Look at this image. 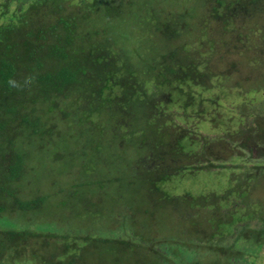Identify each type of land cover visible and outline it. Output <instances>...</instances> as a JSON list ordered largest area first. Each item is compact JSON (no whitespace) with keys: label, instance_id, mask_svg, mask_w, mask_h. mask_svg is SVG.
Masks as SVG:
<instances>
[{"label":"trees","instance_id":"1","mask_svg":"<svg viewBox=\"0 0 264 264\" xmlns=\"http://www.w3.org/2000/svg\"><path fill=\"white\" fill-rule=\"evenodd\" d=\"M172 2L0 0V261L257 264L264 0ZM227 168L223 193L166 187Z\"/></svg>","mask_w":264,"mask_h":264},{"label":"rangeland","instance_id":"2","mask_svg":"<svg viewBox=\"0 0 264 264\" xmlns=\"http://www.w3.org/2000/svg\"><path fill=\"white\" fill-rule=\"evenodd\" d=\"M182 0H179L177 2V0H173V4H172V9L171 11H173L176 15L179 14H183L186 10L191 9V3L193 2V0H185L181 3ZM181 3V5H180ZM165 6V3H164ZM167 7V6H166ZM170 8V7H169ZM200 16L202 15L203 17H207L205 8L202 6V11H200ZM200 18V17H199ZM199 18L194 19L192 17H185V22L187 24H189V27H193L194 26V22H198ZM233 95V93L231 92L228 95H225L226 97H223V100L221 101L222 104V109L217 111L216 114L219 115H223V113L225 114V117H222L223 119H230L233 122L236 121L237 119V111L235 110L236 108H238L239 105L242 104V100H240L239 98H235ZM264 99V98H263ZM51 113H46V115L44 116V119L47 120V122H50V118L51 117ZM23 137H21L20 139H22ZM25 140V139H22ZM20 140V141H22ZM28 150H31V153H34V151H32L33 149H35V147L33 148H29L27 146H25ZM36 154V159L37 156L39 157L40 155ZM44 156V155H43ZM46 157V156H45ZM33 163L36 164L35 161H31ZM30 162V163H31ZM230 172L231 170L229 168L227 169H214V170H200V171H196V172H191V171H187L185 172L183 175V177H179V178H175L173 179L172 182L166 184L167 189H169L172 193L175 194H184L187 192L193 193L194 195H201V194H205V193H212V192H217V193H223L226 189L229 188V186L231 185L230 182ZM264 188V186H260L259 188H257L254 192L255 196H258L260 198H264V195H259L262 191V189ZM225 202H223L224 204ZM199 210V209H197ZM201 211V210H200ZM191 212V210H190ZM196 212V211H195ZM172 225V223H170ZM168 230H171L170 227H167L164 231L161 230H157L160 231V235L163 238H168L169 237V232ZM213 230V227L210 225L207 232L210 235L211 232ZM211 241L217 239L211 235ZM214 245V243H212ZM215 248H219V250H222L224 254L227 247H225V249H223L222 246L217 247V245H214ZM229 252V251H227ZM225 258V257H224ZM258 260H257V264H264V248L258 252ZM226 259V258H225ZM11 263H7V261H0V264H28L27 262L23 263V261L21 260H12L10 261Z\"/></svg>","mask_w":264,"mask_h":264},{"label":"clouds","instance_id":"3","mask_svg":"<svg viewBox=\"0 0 264 264\" xmlns=\"http://www.w3.org/2000/svg\"><path fill=\"white\" fill-rule=\"evenodd\" d=\"M9 85H10V86H15V84H14L13 81H9Z\"/></svg>","mask_w":264,"mask_h":264}]
</instances>
